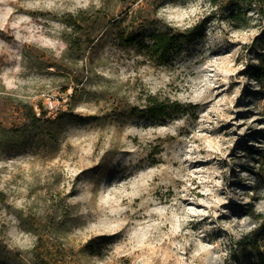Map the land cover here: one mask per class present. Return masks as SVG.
Segmentation results:
<instances>
[{
  "label": "rangeland",
  "instance_id": "1",
  "mask_svg": "<svg viewBox=\"0 0 264 264\" xmlns=\"http://www.w3.org/2000/svg\"><path fill=\"white\" fill-rule=\"evenodd\" d=\"M216 1L0 0V264H226L257 231L260 29ZM170 29L164 64L137 45Z\"/></svg>",
  "mask_w": 264,
  "mask_h": 264
},
{
  "label": "trees",
  "instance_id": "2",
  "mask_svg": "<svg viewBox=\"0 0 264 264\" xmlns=\"http://www.w3.org/2000/svg\"><path fill=\"white\" fill-rule=\"evenodd\" d=\"M210 3L216 5L217 1L210 0ZM226 6L230 9L228 17L235 29H249L250 27L260 29L253 41V49L259 51V57L257 66L252 69V74L264 92V0H227ZM247 11L256 13L259 19H251L247 16ZM189 32L190 30L179 32L170 29L153 33L149 36V43L139 42L137 45L150 59L164 64L169 54L186 40ZM133 40L131 42L134 43ZM181 111L182 105L177 101L169 102L153 95L145 99L144 113L151 120L169 119ZM258 159L259 170L264 175V150L260 152ZM256 220L259 221L256 232L246 235L238 242H230L226 264H264V250L259 246V241L264 244V217L259 215ZM244 250L247 251L246 257L241 261Z\"/></svg>",
  "mask_w": 264,
  "mask_h": 264
}]
</instances>
